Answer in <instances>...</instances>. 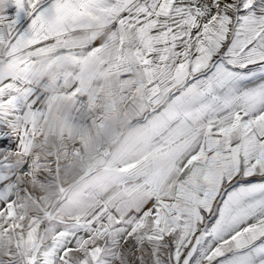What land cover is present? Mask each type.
Segmentation results:
<instances>
[{
  "label": "snow or ice",
  "instance_id": "obj_1",
  "mask_svg": "<svg viewBox=\"0 0 264 264\" xmlns=\"http://www.w3.org/2000/svg\"><path fill=\"white\" fill-rule=\"evenodd\" d=\"M74 50L107 52L111 75L151 107L167 180L126 185L59 233L51 255L264 264V0H0V62L12 79ZM10 144L0 128V149Z\"/></svg>",
  "mask_w": 264,
  "mask_h": 264
},
{
  "label": "crops",
  "instance_id": "obj_2",
  "mask_svg": "<svg viewBox=\"0 0 264 264\" xmlns=\"http://www.w3.org/2000/svg\"><path fill=\"white\" fill-rule=\"evenodd\" d=\"M111 67L107 52L86 58L74 50L58 54L50 66L37 59L23 79H12L13 71L0 62V128L6 127L12 139L0 149V221L19 214L28 223L25 264H64L51 255L62 239L59 233L74 232L78 222L126 185L167 180L151 107L145 110L146 101L111 75ZM166 104L167 97L160 96L155 107ZM52 144L55 166L46 161ZM41 152L49 163L42 175L53 180L44 177L36 187L42 194L22 210L18 173ZM67 259L75 264L73 252Z\"/></svg>",
  "mask_w": 264,
  "mask_h": 264
},
{
  "label": "rangeland",
  "instance_id": "obj_3",
  "mask_svg": "<svg viewBox=\"0 0 264 264\" xmlns=\"http://www.w3.org/2000/svg\"><path fill=\"white\" fill-rule=\"evenodd\" d=\"M52 146L53 144L49 146L51 151L49 152V156L51 157L46 159V161L50 163V166H55L57 163L56 159H54V149L51 148ZM44 161L41 152L40 157L32 165L30 164V168L28 166L24 169L21 167L18 173L20 187L22 188L20 191V198L22 200V207L20 209L22 210L23 205L30 204L36 194H42V190H38L36 187L42 185V181H45L44 177L53 180L52 176L42 175V167H45L47 164L49 165V163H45ZM26 187L28 188L27 190L25 189ZM23 220V215L17 214L0 221V264H25L23 259L28 252L30 240L23 239V231L28 229V223L26 224Z\"/></svg>",
  "mask_w": 264,
  "mask_h": 264
}]
</instances>
